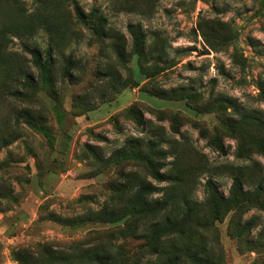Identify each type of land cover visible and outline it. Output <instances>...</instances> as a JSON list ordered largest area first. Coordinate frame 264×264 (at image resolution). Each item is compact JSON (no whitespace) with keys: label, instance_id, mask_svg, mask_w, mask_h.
<instances>
[{"label":"rangeland","instance_id":"rangeland-1","mask_svg":"<svg viewBox=\"0 0 264 264\" xmlns=\"http://www.w3.org/2000/svg\"><path fill=\"white\" fill-rule=\"evenodd\" d=\"M261 84L264 0H0V264H264Z\"/></svg>","mask_w":264,"mask_h":264},{"label":"trees","instance_id":"trees-1","mask_svg":"<svg viewBox=\"0 0 264 264\" xmlns=\"http://www.w3.org/2000/svg\"><path fill=\"white\" fill-rule=\"evenodd\" d=\"M76 11H77V14L80 16V17H83V15L81 14V12L76 8ZM127 29L129 30V33L130 35L132 36L133 38V41H134V44L136 47H141V43H142V40H143V34L141 33V31L139 29H137V26L134 25V24H128L127 25ZM26 50L30 53L31 57H32V61L33 63L39 67L40 69L44 70L45 68V63L43 61L40 60L39 56H38V53L35 49L33 48H28V47H25ZM260 89L264 92V84H261L260 85ZM261 97H262V100L264 101V93L261 94ZM162 152L164 150H161ZM154 176L155 178L157 179V181L159 182H165L168 184V186L173 183L175 181V177L174 175L171 173V172H168L167 170H164L162 172H159V171H154ZM149 185V183H148ZM152 187H155V186H152ZM146 194H144L143 196V199L145 201V203H147V198L145 195H148L149 194V191H153V188H149V186H146ZM156 190V188H155ZM166 195H170L167 193H165V196H163L162 198H159L157 200H154V202L156 203V208H158L161 212H162V216L161 218H159V216L161 215L160 214V211L157 213L156 217H157V221H156V225L157 226H160L161 227H164V228H168L169 226H172L174 225V221L171 217V215L173 216V210L171 208V200H170V196H166ZM150 245L151 247L154 249V247L158 250V247L160 244H158V240L157 238H153L152 242H150ZM162 252V251H161ZM189 251H187V254L186 256L190 259H192V261H198V264H213L212 260L211 262L205 258L201 259L200 256H197V252L194 251V253H190L188 254ZM22 253V251H21ZM105 251L103 249H100V256L96 253L94 255V260L96 261V264H105V262L108 260V256H105ZM24 254V253H23ZM177 255V254H176ZM174 254V256H176ZM114 257L117 258V257H123L122 253L120 252H116L114 253ZM195 259V260H194ZM178 261H181L178 257H174V258H171L170 261L168 262L171 263V264H174V263H178ZM215 264V263H214Z\"/></svg>","mask_w":264,"mask_h":264}]
</instances>
